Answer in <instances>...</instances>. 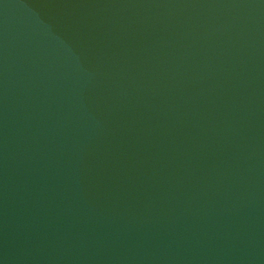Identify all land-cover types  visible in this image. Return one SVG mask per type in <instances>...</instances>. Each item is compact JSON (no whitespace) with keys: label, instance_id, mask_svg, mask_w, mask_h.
I'll list each match as a JSON object with an SVG mask.
<instances>
[{"label":"water","instance_id":"water-1","mask_svg":"<svg viewBox=\"0 0 264 264\" xmlns=\"http://www.w3.org/2000/svg\"><path fill=\"white\" fill-rule=\"evenodd\" d=\"M0 264H264V0H0Z\"/></svg>","mask_w":264,"mask_h":264}]
</instances>
